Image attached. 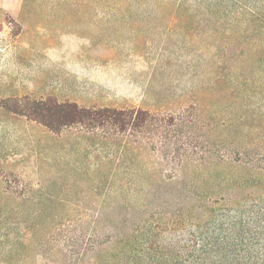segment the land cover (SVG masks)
<instances>
[{"label":"rangeland","instance_id":"obj_1","mask_svg":"<svg viewBox=\"0 0 264 264\" xmlns=\"http://www.w3.org/2000/svg\"><path fill=\"white\" fill-rule=\"evenodd\" d=\"M23 3L0 0V101L54 96L81 106L141 107L174 116L172 137L190 145L195 137L260 136L255 126H264V94L235 110L230 101L224 104L217 83L220 56H158L152 43L138 48L132 30L112 21L105 0H35L25 10ZM195 121H203L198 129ZM79 136L53 135L0 108V264H67L62 258L74 253L72 243L44 244L45 231L30 228L37 221L32 200L6 192L37 187L51 195L34 200L70 202L74 210L81 204L75 214L112 226V242L81 264H170L171 223L175 213H185L187 188L153 178L140 197L118 186L96 190L111 169L108 150Z\"/></svg>","mask_w":264,"mask_h":264},{"label":"trees","instance_id":"obj_2","mask_svg":"<svg viewBox=\"0 0 264 264\" xmlns=\"http://www.w3.org/2000/svg\"><path fill=\"white\" fill-rule=\"evenodd\" d=\"M34 2L24 0L23 9ZM105 4L114 14L112 21L122 30H132L138 48L152 43L158 56H220L219 94L224 104H234L233 110L264 94V0H105ZM11 19L5 21L11 25ZM0 108L53 135L76 131L91 147L102 144L111 169L96 183V190L118 186L122 193L129 189L140 197L157 180L183 184L189 201L185 213H175L171 223L175 234L170 264H264L263 125L255 126L258 139L195 137L196 145H190L172 137L174 116L141 107L81 106L54 96H25L2 100ZM223 119V126L228 125L230 120ZM261 119L262 115L259 121L264 124ZM201 123L195 121L192 127L198 129ZM221 171H228V176H221ZM6 192L32 200L31 214L37 221L30 228L45 231L44 244H73V255L62 258L67 264H81L113 240L112 226L102 227L95 216L90 220L75 214L81 204H74L78 208L74 210L70 202L34 200L36 195H51L42 187Z\"/></svg>","mask_w":264,"mask_h":264}]
</instances>
